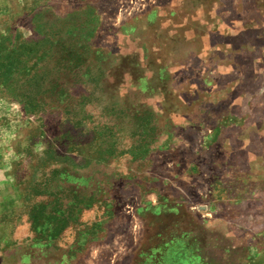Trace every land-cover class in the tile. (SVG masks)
<instances>
[{
    "label": "rangeland",
    "instance_id": "374dc122",
    "mask_svg": "<svg viewBox=\"0 0 264 264\" xmlns=\"http://www.w3.org/2000/svg\"><path fill=\"white\" fill-rule=\"evenodd\" d=\"M0 48V264H264V0H0Z\"/></svg>",
    "mask_w": 264,
    "mask_h": 264
},
{
    "label": "trees",
    "instance_id": "16d2710c",
    "mask_svg": "<svg viewBox=\"0 0 264 264\" xmlns=\"http://www.w3.org/2000/svg\"><path fill=\"white\" fill-rule=\"evenodd\" d=\"M3 48H0V82L3 81L10 72V66L5 64L4 58L2 57Z\"/></svg>",
    "mask_w": 264,
    "mask_h": 264
},
{
    "label": "crops",
    "instance_id": "0c3cea01",
    "mask_svg": "<svg viewBox=\"0 0 264 264\" xmlns=\"http://www.w3.org/2000/svg\"><path fill=\"white\" fill-rule=\"evenodd\" d=\"M57 238H59V236L57 237ZM48 242V241H47ZM51 243V242H50Z\"/></svg>",
    "mask_w": 264,
    "mask_h": 264
}]
</instances>
